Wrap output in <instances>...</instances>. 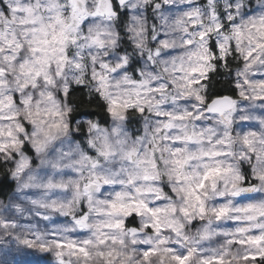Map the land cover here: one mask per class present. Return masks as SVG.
<instances>
[{"label":"clouds","instance_id":"clouds-1","mask_svg":"<svg viewBox=\"0 0 264 264\" xmlns=\"http://www.w3.org/2000/svg\"><path fill=\"white\" fill-rule=\"evenodd\" d=\"M0 264H264V0H0Z\"/></svg>","mask_w":264,"mask_h":264}]
</instances>
